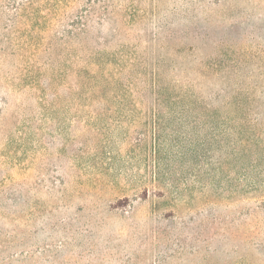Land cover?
Returning a JSON list of instances; mask_svg holds the SVG:
<instances>
[{"label": "rangeland", "instance_id": "obj_1", "mask_svg": "<svg viewBox=\"0 0 264 264\" xmlns=\"http://www.w3.org/2000/svg\"><path fill=\"white\" fill-rule=\"evenodd\" d=\"M152 1L0 0V264H264V0Z\"/></svg>", "mask_w": 264, "mask_h": 264}, {"label": "trees", "instance_id": "obj_2", "mask_svg": "<svg viewBox=\"0 0 264 264\" xmlns=\"http://www.w3.org/2000/svg\"><path fill=\"white\" fill-rule=\"evenodd\" d=\"M187 1H190L191 4L196 3L197 5L202 1L222 4L227 0H185V2ZM152 2H157V0H153ZM99 7H102V10L101 8L99 10ZM112 7V0H82V3L78 6V8H76L74 13H71V16H69L66 11L63 14L58 15L55 19V23L57 25L55 33H60L61 39L58 40L57 44L66 45L70 39H79L81 35H83L86 40H90L91 42H96L104 36L109 39L107 40L104 37L105 41H112L115 34L118 33L119 30L117 28H111L103 31L101 28L102 26H99L108 20L109 13H112L110 12ZM185 19L187 22L190 21L188 15H186ZM95 24L97 27L94 26ZM156 29H158V27H156ZM55 33L54 35L56 36ZM261 85L264 88V82H262ZM227 88L229 89L227 86H222L217 94L219 97L216 99L217 101L220 100V93L223 91L222 94L225 96V100L223 102L233 106L234 109H232L230 114L229 111L222 109L221 106L215 102V117L221 120V122H226V120L230 119L229 117H232L238 118L241 123H244L247 115L241 108V93L235 89H230L228 91ZM246 99L249 98L246 96Z\"/></svg>", "mask_w": 264, "mask_h": 264}]
</instances>
